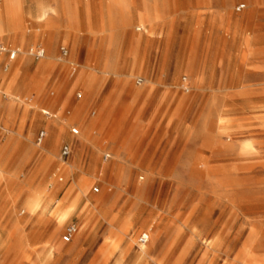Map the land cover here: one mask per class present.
I'll use <instances>...</instances> for the list:
<instances>
[{"label":"rangeland","instance_id":"rangeland-1","mask_svg":"<svg viewBox=\"0 0 264 264\" xmlns=\"http://www.w3.org/2000/svg\"><path fill=\"white\" fill-rule=\"evenodd\" d=\"M15 8L0 34L21 49L0 55V264H264V0Z\"/></svg>","mask_w":264,"mask_h":264},{"label":"built area","instance_id":"built-area-1","mask_svg":"<svg viewBox=\"0 0 264 264\" xmlns=\"http://www.w3.org/2000/svg\"><path fill=\"white\" fill-rule=\"evenodd\" d=\"M244 7L243 4H238L235 8V10H241ZM21 52V49H19L18 47H7L5 45H3L2 43H0V54L4 57L7 58L8 61H12L14 60L17 55ZM59 52L62 56H67L68 55V49L65 46H61L59 48ZM26 53L27 55L31 56L33 59L35 60H39L45 57V49L42 46L39 45H31L26 49ZM5 69L7 68V64H5ZM142 83V78L141 77H137L135 79V84L137 85H141ZM77 96H80V93H77ZM71 132L73 134H77L78 133V129L75 127L71 128ZM45 138V132L43 130H41L36 137V144L40 145L43 140ZM72 153V146L71 144H63L60 148L59 151V157L63 160L67 159L70 157ZM110 158V154L109 153H104L103 154V160H108ZM93 191L97 192L98 191V187H94ZM78 231V225L74 222L68 223L67 225H65L63 232L61 234V238L64 242H69L72 240V238L74 237V235L77 233ZM138 243L140 244H145L148 241V234L146 232H142L140 233V235L138 236L137 239Z\"/></svg>","mask_w":264,"mask_h":264},{"label":"crops","instance_id":"crops-1","mask_svg":"<svg viewBox=\"0 0 264 264\" xmlns=\"http://www.w3.org/2000/svg\"><path fill=\"white\" fill-rule=\"evenodd\" d=\"M222 1V0H221ZM225 2V1H224ZM223 3V2H222ZM136 11V10H135ZM45 12H46V10H45ZM127 12V11H126ZM82 15H83V27L85 28V30L87 29V27L90 25V24H92V22H91V20H90V18H91V15H90V10H82ZM46 16H47V12H46ZM63 20V21H62ZM63 24L65 25L66 23H65V20L63 19V18H59V19H56L55 21H54V23H53V25L55 26V27H61V26H63ZM47 25H48V23H47ZM47 25H45V27H47ZM9 33V32H8ZM54 35V34H53ZM56 39H58V36H57V34H55L54 36H53V39H52V41H51V43H50V45H51V47L54 45V41H56ZM42 40L43 41H47V38L45 37H43L42 38ZM0 43H2V42H0ZM3 44V43H2ZM32 45H39V46H42L41 44H32ZM43 48H44V46H42ZM61 47V46H60ZM59 47V48H60ZM45 49V48H44ZM46 52V51H45ZM73 71H75V67L73 68ZM117 95H118V97H122V95H123V93H119V94H117V92H115L114 90H111V91H109V93H107V94H105V96H104V98H108V103L110 104V105H113V104H115L116 103V101L114 102V100L117 98ZM135 95H136V91H134V92H130V91H127L126 92V95H125V97H123L120 101H119V104H120V106L121 107H125V108H128L130 105H135L136 104V100L137 99H135ZM138 101V100H137ZM139 106H141V102H139ZM154 108H157V109H159L160 107H162L163 106V104H162V99H161V97H158L157 99H156V102H155V104H154Z\"/></svg>","mask_w":264,"mask_h":264},{"label":"bare ground","instance_id":"bare-ground-1","mask_svg":"<svg viewBox=\"0 0 264 264\" xmlns=\"http://www.w3.org/2000/svg\"><path fill=\"white\" fill-rule=\"evenodd\" d=\"M17 0H3L0 4V34H4L6 31H14L20 25V15L16 10ZM23 1V0H22ZM43 9V8H42ZM43 15L46 16V12L42 10ZM5 25V27H4ZM1 55V54H0ZM6 71V70H5ZM71 206L62 209L57 214V220L63 221L71 210Z\"/></svg>","mask_w":264,"mask_h":264}]
</instances>
